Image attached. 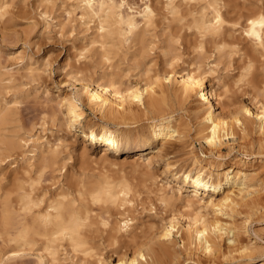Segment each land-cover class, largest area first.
Here are the masks:
<instances>
[{
	"label": "rangeland",
	"instance_id": "374dc122",
	"mask_svg": "<svg viewBox=\"0 0 264 264\" xmlns=\"http://www.w3.org/2000/svg\"><path fill=\"white\" fill-rule=\"evenodd\" d=\"M115 1L121 4L126 13L136 18L139 28L122 47L119 54L113 55L112 59H107L100 50V44L94 42L99 38L98 20L95 17L86 19L81 17L79 0H0V3L3 2V7L0 8V106L12 108L9 120L0 125L1 138L7 141L0 142V186L4 189L11 187L14 171L22 170L29 160L34 163L32 174L37 183L36 191L44 194L46 201L48 198H56L61 192H65L68 198L77 197L79 194L77 188L82 181L94 183L107 179L118 187L125 183L129 185L130 203L125 205H120V202L111 205L104 203L105 212L100 205L93 206L94 214L104 212L105 216L112 219V223L119 219H129L128 230L118 232L115 237L108 234L113 224L106 230L105 227L94 226L92 234L94 250L92 251L100 254L107 262L117 260L120 254L133 256L138 247L136 245L145 240L160 249L163 247L161 245H164L163 249L166 245H172L170 239H162L159 236V230L164 223L168 224V220L174 214L184 224L205 212L212 215L211 209L199 203L194 202L188 205L186 190L183 195L175 192L173 194L168 184L174 188L179 184L172 180V174L165 170V163L162 160L163 156L175 160H178L179 156L180 165L181 161L190 158L192 153L196 154L197 150L202 151L199 149V140L193 138L192 122L195 124L196 119L192 115V104L196 98L195 100H192V97L188 98L184 105H180L181 108L177 103L174 104L177 105L173 112L174 123L179 125L183 134L185 133L186 142H181L182 145L167 155L163 153L162 157H155L152 164L148 166L146 165L147 157L161 149L160 142H156L152 148L144 151L118 153L117 158L113 156L117 152L111 149L108 157H100L101 148L95 151L90 150L89 155H83L81 132L76 130L69 132L65 128L62 119L64 109L59 107L57 101L61 98L74 100L83 108L84 122L88 126L98 128L103 121L108 120L111 126L116 127L118 122L124 120L104 118L99 110L90 107L85 90L86 85L93 87L105 85L110 82L113 74H117L116 79L119 80L117 84L121 88L128 86L143 88L157 76L163 78L164 72L170 68L180 77L185 73L181 69L186 65L189 69L197 71L200 68L206 70L208 65L216 64L220 69L229 70L225 75L235 76L233 86L236 82H239L242 87L247 85L242 92L220 98L225 109L243 104L249 107L246 101L250 98L252 111L255 110V104L264 103V91L258 87V83H264V47H256L245 34L248 18L257 16L260 10L264 12V0H218L221 11L227 16V22L219 34L206 35L201 33L194 24L195 17L200 14L198 9L203 6L199 2H192L193 6L191 3H187V6L185 2L180 7L183 11L174 14L168 0ZM147 5L154 10L153 22L151 21L150 24L144 21V10ZM190 11L193 13H189ZM67 50L71 51L70 56L65 54ZM78 57L83 59L77 62ZM46 65L50 67L49 75L40 76L39 69ZM58 65L63 66L59 70V75ZM30 66L34 68L33 72L29 71ZM8 70L13 73L12 77ZM220 75L221 73H217V76L206 77L204 81L208 87L210 81L213 85L219 84ZM120 82L123 83H121L122 86ZM153 86L154 90H148L149 94L146 95L145 103L135 107L136 117L125 120L129 123V127L147 125L155 116L156 113L153 114L152 108L148 109L153 99L152 91L158 94L155 96L158 97V104H154L157 105L156 111L158 109L161 111L162 107L166 109V105L169 107L173 105V96L166 97L164 100L159 96L158 86ZM214 89L217 100L221 91L219 88ZM164 101H167L166 104ZM175 101L178 102L177 98ZM227 102L229 106H226ZM6 103L9 105H3ZM119 126L126 127L124 124ZM252 129H249L251 132L248 133L236 130V140L231 137L220 152L205 154L210 155L211 161L215 164L222 163L225 166L224 161L235 156L233 168L240 165L244 168H260V172L256 175H259V178L255 176L256 179L254 178L251 182L254 185L251 189L256 188L259 191L247 196V199L256 196L264 198V148L259 152L256 146L253 154L250 149L252 140L258 139L262 133L258 126L253 125ZM242 136L249 137L247 142H251H245V144L243 142L245 138L242 139ZM49 142L52 145H58L59 152L56 156V162H58L52 163L53 165L51 164L47 171L45 169L46 172L39 179L41 171L39 152ZM33 149L38 152H36L37 156L32 158ZM189 167H191L190 164ZM163 190L165 193L168 192L167 202L160 199ZM201 190L207 191L203 188ZM46 201L44 200L43 206ZM248 210L247 207L240 206L230 221L238 224L242 229H240L241 233L239 232L242 242L254 247L251 250L252 253L249 251V255H246L240 251H233L231 255L230 253L226 256L220 254L216 259L214 258L215 260L211 258L209 260L208 255L204 256V252L197 248L199 245L196 247V242L188 244L190 247L187 244L183 247L180 236L173 231L171 238L178 242L175 246L180 250V261H175V264H196L195 262L198 264H246V262L263 264L264 208L258 212L253 211L254 213ZM224 218L228 217L224 216ZM229 235L232 236L233 233ZM225 237L226 235L221 241L222 250L227 249L230 243V239ZM42 238L32 237L33 243L20 249L19 256L14 257L10 253L18 250L19 247L9 241V236L5 234L0 222V264H81L84 259L92 260L90 256H85L82 252H73L67 245H59L58 251L56 250L54 254L45 248L44 238ZM163 241L167 244H163ZM198 253H201L200 256Z\"/></svg>",
	"mask_w": 264,
	"mask_h": 264
},
{
	"label": "bare ground",
	"instance_id": "6f19581e",
	"mask_svg": "<svg viewBox=\"0 0 264 264\" xmlns=\"http://www.w3.org/2000/svg\"><path fill=\"white\" fill-rule=\"evenodd\" d=\"M79 1L81 3V17L84 19L87 17H95L98 20L97 33H99V38L95 39L94 42L100 44V50L103 51V56L105 58L112 59L113 55L120 53L122 47L128 43L139 28L136 18L126 13L121 4L115 0H90V6H85L84 0ZM185 2L186 4L191 3L193 6L190 0H168L170 9L174 14L183 11L182 9V11L180 10V7L185 4ZM195 2H199L203 6L198 9L200 14L195 17L194 24L204 35L219 34L227 22V16L221 11L218 0H195ZM2 3H0L1 9L3 7ZM191 8L192 7H190V9ZM185 10L187 9L185 8ZM189 13L193 12L190 11ZM153 17L154 10L147 5L144 10L145 23L150 24ZM245 34L252 40L256 47H264V12L262 10H260L257 16L248 18ZM30 69L32 72L34 71V68L31 66L29 67V70ZM8 72H10L12 77L13 73L10 70H8ZM194 73L196 74L195 76H193ZM190 76H193L195 87H193L192 81L188 79ZM111 77L109 83L98 85L97 87L86 85L85 90L90 104L89 106L99 110L104 118H121L124 120L118 122V126L116 127H113L114 125L111 126L108 120L103 121L98 128L88 126L84 122L85 116L83 108L74 100L71 98H61L57 101L59 107L64 109L62 119L65 128L69 132L72 130L81 132L82 140H80V142L83 144V155H89L90 150L95 151L97 148H101L102 152L100 157H108L111 153L110 149L117 152L113 154V156L116 157L118 153L124 151H144L150 149L156 142H160L162 145L161 149H158L156 154L147 157L148 161L146 165H151L155 157H162L163 153L167 155V153H171L175 148H178L179 145H182L181 142H186L185 133L183 134L179 125L174 123L175 117H173V112L176 110L175 107H177V105L180 107L181 104L185 103L188 98L193 97L194 94H197L202 88H205L203 92L208 98L207 103L200 101L199 98L196 97V100L194 99V104H192V115L197 121L202 118L206 111H212L213 115L210 112L209 115L205 117L204 122L217 124L218 131L216 133H210V135L218 143H221L222 147L231 137L234 138V140L237 139L236 130H242L244 133H248L249 131L251 132L249 129H252L253 125L255 127L258 126V128L261 129L262 135H264V103L262 105L255 104V110L253 111L249 108V110L252 111V116L250 117L243 113V109L248 107L244 104L230 108V104L227 102L226 106H229V108L225 109V105H222L220 102L222 101V99L220 100L221 92L219 96L217 95L219 99L216 100L213 82L210 83L208 87L204 81L205 78L201 79L196 69H190L179 77L177 73L170 68V70L164 72L163 78L157 76L158 78H154V80L143 88L131 87L128 85L126 88H121L117 84L118 79L116 78H118V75L113 74ZM121 83L122 82H120V85ZM153 85L158 86L160 98H164L165 100L166 97L169 98L173 96V105L170 107L166 105V109L162 107L163 109H161V111L159 109L156 111L157 105L154 104H158V97H155L158 94L152 91L154 97L151 96V98H153L151 104L148 103L150 102L148 101L146 103L150 105L148 106L147 104L146 106L149 107H147L148 109L152 108L153 114L156 113L154 114L155 116L147 125L135 128L129 127V123L125 120L136 117V106L140 107V104L142 105L145 103L146 95L149 94L148 90H154ZM176 98L179 103L175 101ZM166 102L167 101H164V104H166ZM176 103L177 105H174ZM159 104L162 103L159 102ZM3 105L9 104L6 103ZM11 110L12 108L10 106H0V125L5 124L9 120ZM145 113L146 112H144V114ZM236 119H240L239 125L233 123ZM122 124L126 125V127L122 128L119 126ZM221 124H228L229 128H220L219 126ZM209 127H211V124H209ZM229 129V138L222 141L221 133L229 131ZM130 130L134 131L129 132ZM145 130L150 132L151 139H145L139 134ZM253 130L254 129H252V131ZM262 135L259 136L258 139H255V141H249L251 142L250 144H252L250 145L252 154L255 153L253 149H255L256 146H258L257 150H259V152L263 150L264 137ZM1 136L2 133H0V142H7L1 138ZM242 137V139L245 138L243 142H247V138L249 137ZM195 139L197 141L200 140V136H197ZM32 151L33 154L31 157L33 158L37 156L36 152H38V150L36 151V149H33ZM58 152V145H52L50 142L45 144L44 149L40 150L38 158L41 168V171L39 170V179L52 163L55 162L56 164L58 162H56ZM194 155L195 154L192 153V156ZM162 160H164L165 163V170L171 172L172 180L179 184L176 188L168 184L173 194L175 192L183 195L184 190H186L188 205H192L194 202L199 203L203 207L211 209L212 212V215L206 212V214L200 213L201 215L195 216L186 224H184L179 217H175V214L172 215L168 220V224L164 223L162 229L159 230V236L162 239H170L169 241L173 243L172 245H166V241H163L162 243H166V247L163 249L164 245H161L163 247L160 249V247H156V245L145 240V242L142 241V243L136 245L138 247L134 251L135 253L133 256L128 257L124 254V256L120 254L121 256L119 255L117 260L107 262L100 254L92 251L94 250L92 246L94 226L99 225L100 227H105L106 230L109 225L113 224L112 230H108V234L111 237H115L118 232L121 233V231L128 230L129 219H119L112 223V219L110 220V217L104 215L105 211L103 210V204L110 203L111 205L120 202V205H125L130 203L131 200L128 198L130 193L129 185L126 183L122 186L118 184V187L107 179L99 180V182L94 183L82 181V184L80 183L77 188L79 192L77 197L68 198L65 192H61L58 193L56 198H48L46 201L47 198L44 197V194L36 191L35 184L37 183L35 176L32 174L34 171V163L29 160L22 170L14 171L11 187L4 189L3 186H0V222L5 234L9 236V241L14 242L19 247L18 250H13L10 254L14 257L19 256L20 252L18 253V251L20 249L22 250L25 246L33 243L32 237L40 236L44 238L45 248L51 250L54 254L59 245H67L73 252H82L85 256L88 255L93 260H89L85 257L87 259H84L81 264H175L180 259V250L175 246L178 242L175 241L174 238H171L173 231H176L180 236L183 247L186 244L188 245L196 242V247L199 245L197 248L201 249V251L204 252V256L208 255V259L211 258V260H215L220 254L226 256V254L230 253L231 255L233 251H240V253L242 252L246 255H249L250 252L252 253L253 251L251 250H253L254 247L242 242L240 236L241 228L238 224L232 223L233 221L230 220L235 213L238 212L240 206H245L247 210H252V212H258V210L264 208V198L262 196L247 199V196L259 191V189L256 188L252 190L254 185H252L251 182L260 172V168H244L243 165H240L227 172L221 173L220 169H222L224 165L222 163L215 164L213 161H210V165L204 170L192 168L188 172H185L186 169L181 168L178 172V160L171 159L168 156H163ZM202 188L207 191H202ZM162 189H164L163 186ZM167 193L163 190L160 197L163 202H167ZM44 200L46 204L43 206ZM94 204L100 205L104 212L94 214ZM224 216L228 218H224ZM230 232L233 233L232 236L229 235L231 234ZM225 235L230 239V243L227 245V249L225 248L222 250L221 241ZM188 247H190V245H188ZM250 256H252V254ZM195 263L198 264V262ZM246 264H248V262H246Z\"/></svg>",
	"mask_w": 264,
	"mask_h": 264
},
{
	"label": "clouds",
	"instance_id": "9594fccd",
	"mask_svg": "<svg viewBox=\"0 0 264 264\" xmlns=\"http://www.w3.org/2000/svg\"><path fill=\"white\" fill-rule=\"evenodd\" d=\"M190 2H195V0H190ZM84 4H85V6H90V0H84ZM65 54L67 56H70L71 51L67 50L65 52ZM41 59H42V57H41ZM80 59H83V57H78L77 62H79ZM62 67H63L62 65L57 66L58 75H59V70ZM170 67H171V65H170ZM189 70L190 69L187 67V65L183 69H181V71H185V72H187ZM29 71H31V69ZM197 71L200 74L201 79H204L206 77H214V76H217V73H221V75L218 77V79L221 82L219 84H214V86H215L214 88H219V90L222 92L223 96L221 98L233 96V95L237 94L238 92H242L244 87H247V85H244L242 87L239 82H236L235 86H233L235 76H233L231 74L225 75V73H228L229 70L227 68L220 69L216 64L208 65L206 70H204L203 68H200ZM49 72H50V67L48 65L39 69V75L40 76H47V75H49ZM195 75L196 74L194 73L193 76H195ZM193 76L188 77V79L190 81H192L193 87H195V81L193 80ZM210 83H212V81H210ZM258 87H260L261 90L264 91V83H258ZM204 89L205 88H202V89H200V91L197 94H194L192 97V100L194 98L198 97L200 101L207 103L208 98L204 95V92H203ZM213 91H214V89H213ZM246 103H248L249 107H245L243 109V113L250 117V116H252V111L249 110L251 103H252L251 98L248 101H246ZM210 112L213 115L212 111L208 110L203 114L201 119L196 121L195 124L192 122V124L194 126L193 138L195 139V137L197 135L200 136L199 149H202V151L197 150V152L194 156H191L188 159L182 160L179 167L177 168L178 172L180 171L181 168L186 169V171L184 170L185 172H188L192 168H196L198 170H204L210 165V161H211L210 155H205V154L206 153H208V154L217 153V152L221 151L222 144L218 143L210 135V133H216L218 131L217 124L212 123V122H209V123L204 122L205 117L208 116ZM233 123L236 125H239L240 119H236L235 121H233ZM209 124H211V127H209ZM219 127L224 128V129H228L229 125L228 124H221ZM132 131H134V130H130L129 132H132ZM127 133H125V134H127ZM139 134L142 135L145 139H151V134L147 130H145L144 132L139 133ZM229 135H230V129H229V131H225V132L221 133V140L222 141L227 140L229 138ZM177 159L179 160L180 157L178 156ZM235 160H236L235 156H233L231 159L225 160L224 161L225 166L222 169H220L221 173L227 172L230 169H233V161H235ZM189 164L191 165V167H189Z\"/></svg>",
	"mask_w": 264,
	"mask_h": 264
},
{
	"label": "snow or ice",
	"instance_id": "6c2138e0",
	"mask_svg": "<svg viewBox=\"0 0 264 264\" xmlns=\"http://www.w3.org/2000/svg\"><path fill=\"white\" fill-rule=\"evenodd\" d=\"M211 142V141H210Z\"/></svg>",
	"mask_w": 264,
	"mask_h": 264
}]
</instances>
